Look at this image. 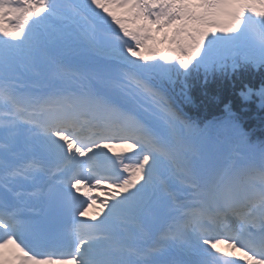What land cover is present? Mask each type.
<instances>
[{
	"label": "snow or ice",
	"instance_id": "obj_1",
	"mask_svg": "<svg viewBox=\"0 0 264 264\" xmlns=\"http://www.w3.org/2000/svg\"><path fill=\"white\" fill-rule=\"evenodd\" d=\"M201 67L264 70V0H0V264H264V142L226 104L194 151L169 95Z\"/></svg>",
	"mask_w": 264,
	"mask_h": 264
},
{
	"label": "trees",
	"instance_id": "obj_2",
	"mask_svg": "<svg viewBox=\"0 0 264 264\" xmlns=\"http://www.w3.org/2000/svg\"><path fill=\"white\" fill-rule=\"evenodd\" d=\"M219 76L220 78L214 83L203 85L199 77V69H193L186 79H177L174 85L169 86V92L182 103L183 109L190 117L198 116L197 114L200 116L214 114L223 105L231 104L235 110L246 116L245 120L249 119L257 110L258 101L253 98L251 102L245 104L241 101L239 92L245 85L259 88L261 83H264V70H239L234 74ZM196 106L199 107L202 115L196 110Z\"/></svg>",
	"mask_w": 264,
	"mask_h": 264
},
{
	"label": "rangeland",
	"instance_id": "obj_3",
	"mask_svg": "<svg viewBox=\"0 0 264 264\" xmlns=\"http://www.w3.org/2000/svg\"><path fill=\"white\" fill-rule=\"evenodd\" d=\"M80 63H82V62H80ZM70 67H71V70L73 72L78 73L77 75H75V76L72 77L73 82L75 81V78H78L79 77L80 79H82V78H86L88 76L87 71H85L84 64H81L80 66H77V67H75V65L72 64ZM78 68H81V70H78ZM39 83L42 84L43 82L42 81H39ZM101 193H102V198H103V192H101Z\"/></svg>",
	"mask_w": 264,
	"mask_h": 264
},
{
	"label": "bare ground",
	"instance_id": "obj_4",
	"mask_svg": "<svg viewBox=\"0 0 264 264\" xmlns=\"http://www.w3.org/2000/svg\"><path fill=\"white\" fill-rule=\"evenodd\" d=\"M49 173H51V172H49ZM51 174H52V173H51ZM94 193H96V192H94ZM94 193H93V195H95ZM97 195H98V194H97ZM155 235H156V233H155V232H153L152 234H150V238H153V237H155ZM157 238H158V237H157Z\"/></svg>",
	"mask_w": 264,
	"mask_h": 264
}]
</instances>
